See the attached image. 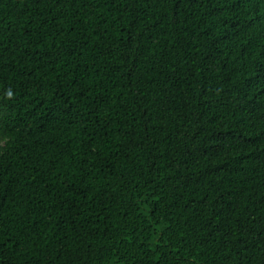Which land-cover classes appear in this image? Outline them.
I'll return each instance as SVG.
<instances>
[{"label":"trees","instance_id":"obj_1","mask_svg":"<svg viewBox=\"0 0 264 264\" xmlns=\"http://www.w3.org/2000/svg\"><path fill=\"white\" fill-rule=\"evenodd\" d=\"M0 264H264V0H0Z\"/></svg>","mask_w":264,"mask_h":264}]
</instances>
